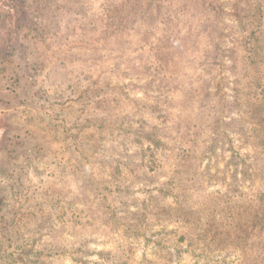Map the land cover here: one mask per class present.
Segmentation results:
<instances>
[{
    "label": "rangeland",
    "instance_id": "rangeland-1",
    "mask_svg": "<svg viewBox=\"0 0 264 264\" xmlns=\"http://www.w3.org/2000/svg\"><path fill=\"white\" fill-rule=\"evenodd\" d=\"M0 264H264V0H0Z\"/></svg>",
    "mask_w": 264,
    "mask_h": 264
}]
</instances>
